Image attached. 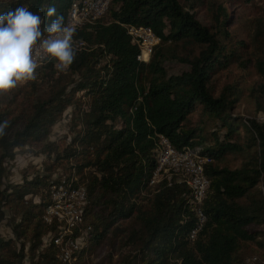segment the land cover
Here are the masks:
<instances>
[{"label": "trees", "instance_id": "16d2710c", "mask_svg": "<svg viewBox=\"0 0 264 264\" xmlns=\"http://www.w3.org/2000/svg\"><path fill=\"white\" fill-rule=\"evenodd\" d=\"M73 1L0 0V12L54 5L66 22ZM228 2L112 0L95 24L76 30L74 38L87 46L76 48L68 74L47 58L34 81L0 94V126L7 122L0 134V223L8 220L16 234H0V264L27 258L29 264H64L58 247L44 244L51 226L43 218L50 179L62 167L88 195L83 226L91 228L80 261L103 246L110 248L108 264L264 259V5L239 37L230 30L235 22ZM131 25L149 26L159 37L149 61L138 58ZM172 62L188 69L170 73ZM243 103L252 117L234 115ZM71 106L76 133L61 145L50 134ZM159 134L179 150L200 146L212 158L205 163L208 221L195 239L190 187L167 179L150 184ZM35 144L49 160L45 171L10 182L8 165L17 150Z\"/></svg>", "mask_w": 264, "mask_h": 264}, {"label": "built area", "instance_id": "2783aa9c", "mask_svg": "<svg viewBox=\"0 0 264 264\" xmlns=\"http://www.w3.org/2000/svg\"><path fill=\"white\" fill-rule=\"evenodd\" d=\"M111 1L74 0L66 23H71L76 30L93 25L108 11ZM128 29L133 41L141 48L138 58L149 61L159 37L149 26L131 25ZM74 46L83 48L87 43L82 39L74 38ZM46 60L47 58L37 57L39 66ZM159 140L157 164L150 184L161 183L167 179L170 185L176 181L190 187L198 217V223L190 233V237L195 239L208 221V215L203 209V201L210 187L205 163L212 158L203 147L187 146L179 150L165 135L159 134ZM76 179V175L70 177L62 168L52 175L49 185L50 203L43 215L46 223L51 226V230L44 237V244L47 246L54 243L58 247L59 258L64 264H75L79 260L91 228L86 229L83 226L84 211L88 204L87 190L84 186H77ZM242 264H264V259L257 255L248 256Z\"/></svg>", "mask_w": 264, "mask_h": 264}, {"label": "clouds", "instance_id": "9594fccd", "mask_svg": "<svg viewBox=\"0 0 264 264\" xmlns=\"http://www.w3.org/2000/svg\"><path fill=\"white\" fill-rule=\"evenodd\" d=\"M45 12L46 17L40 14ZM75 32L54 5L41 7L38 12L24 5L0 12V94L34 81L37 57L56 60L60 71L69 69L77 55ZM6 126L7 122L0 126V134Z\"/></svg>", "mask_w": 264, "mask_h": 264}, {"label": "rangeland", "instance_id": "374dc122", "mask_svg": "<svg viewBox=\"0 0 264 264\" xmlns=\"http://www.w3.org/2000/svg\"><path fill=\"white\" fill-rule=\"evenodd\" d=\"M229 1L228 6L231 14L233 15L234 25L231 26L230 30H233L239 37L246 36L248 27L247 22L250 19L256 18L262 15V9L264 2L263 0H254L251 6L245 4H236L234 5L231 0ZM198 17L206 22V16L204 12H201ZM46 63V62H45ZM44 63V64H45ZM188 67L184 64L172 62L169 63V71L170 73H181L184 70H187ZM65 74H68L67 71H64ZM241 71L238 73L240 74ZM26 83V82H25ZM24 84V83H22ZM84 93V92H83ZM83 93H78L79 95H83ZM75 106L69 107L64 115L59 119V121L53 127L50 139L55 140L56 142H60L61 145H65L66 142H70L72 137L75 135L76 130H72L73 126V112ZM234 115L239 117H252L251 110L248 109L245 103L239 105L238 108L234 110ZM259 117L264 119V115L260 114ZM49 160L47 159V155L43 152L42 145H28L17 150L16 159L10 163L9 166V174L8 178L10 182L18 183L22 182L25 179V176L34 177L38 173H42L45 171L47 163ZM235 163H238L236 161ZM60 167V166H59ZM58 168V167H57ZM63 168V167H62ZM8 180V179H7ZM261 187H263L261 185ZM30 197V196H29ZM0 234L5 238H16V234L14 233L12 227L8 224V220H4L0 223ZM19 241V240H18ZM20 242V241H19ZM110 252V248L103 246L98 248L95 251L87 253L83 258L84 261L79 260V264H108L107 255ZM247 257V256H246ZM116 258V256H115ZM30 260L25 264H29Z\"/></svg>", "mask_w": 264, "mask_h": 264}]
</instances>
